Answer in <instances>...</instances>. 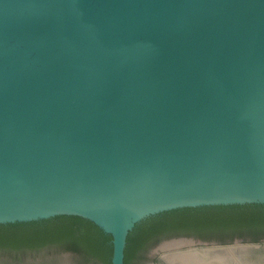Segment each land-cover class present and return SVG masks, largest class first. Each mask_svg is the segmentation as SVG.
<instances>
[{
  "label": "water",
  "instance_id": "obj_1",
  "mask_svg": "<svg viewBox=\"0 0 264 264\" xmlns=\"http://www.w3.org/2000/svg\"><path fill=\"white\" fill-rule=\"evenodd\" d=\"M246 202L264 203V0H0V223L82 216L123 264L140 219ZM57 251L0 262L104 264Z\"/></svg>",
  "mask_w": 264,
  "mask_h": 264
},
{
  "label": "trees",
  "instance_id": "obj_2",
  "mask_svg": "<svg viewBox=\"0 0 264 264\" xmlns=\"http://www.w3.org/2000/svg\"><path fill=\"white\" fill-rule=\"evenodd\" d=\"M264 233V203L183 206L150 214L134 224L126 236L123 264L144 246L173 235H193L221 241L234 236L257 240ZM54 246L85 258L111 264L112 235L78 215L58 214L36 220L0 223V248L18 253ZM16 259L19 257L15 256Z\"/></svg>",
  "mask_w": 264,
  "mask_h": 264
},
{
  "label": "flooded vegetation",
  "instance_id": "obj_3",
  "mask_svg": "<svg viewBox=\"0 0 264 264\" xmlns=\"http://www.w3.org/2000/svg\"><path fill=\"white\" fill-rule=\"evenodd\" d=\"M182 240V243L173 246L170 248H163V244L165 242L171 240ZM245 244H257L256 246H241ZM218 246V245H231L232 250H226V253L229 256V261L227 264H264V233L259 236L257 240H252L251 237L246 236H234L232 239L221 241L215 238L211 239H203L200 237H196L193 235H173L170 237H164L159 239L155 244L144 246L139 250L138 255L134 258L129 264H170L166 260V253L177 250V249H185L189 247L196 246ZM48 247L49 246H44ZM42 247V248H44ZM29 249L26 252L18 253L19 256L35 251H39L40 249ZM50 248H54L58 250L57 252H66L70 254H75V252L70 250H61L57 249L54 246H50ZM225 251V250H223ZM16 258V257H14ZM19 258V257H18ZM50 264H56L55 261L50 262Z\"/></svg>",
  "mask_w": 264,
  "mask_h": 264
},
{
  "label": "bare ground",
  "instance_id": "obj_4",
  "mask_svg": "<svg viewBox=\"0 0 264 264\" xmlns=\"http://www.w3.org/2000/svg\"><path fill=\"white\" fill-rule=\"evenodd\" d=\"M173 258V257H172ZM178 263L179 264H197V260L194 258H190V257H179L178 258Z\"/></svg>",
  "mask_w": 264,
  "mask_h": 264
},
{
  "label": "rangeland",
  "instance_id": "obj_5",
  "mask_svg": "<svg viewBox=\"0 0 264 264\" xmlns=\"http://www.w3.org/2000/svg\"><path fill=\"white\" fill-rule=\"evenodd\" d=\"M0 264H2V263L0 262Z\"/></svg>",
  "mask_w": 264,
  "mask_h": 264
}]
</instances>
